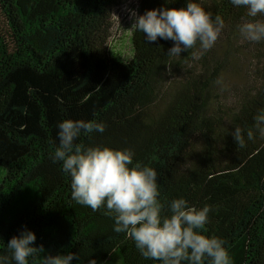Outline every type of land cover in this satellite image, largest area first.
I'll return each instance as SVG.
<instances>
[{"label": "trees", "instance_id": "1", "mask_svg": "<svg viewBox=\"0 0 264 264\" xmlns=\"http://www.w3.org/2000/svg\"><path fill=\"white\" fill-rule=\"evenodd\" d=\"M122 1L0 0V239L27 228L45 252H77L73 264H158L103 210L73 201L49 157L59 121L95 118L104 132L80 142L132 148L156 169L163 198L211 207L207 233L227 242L233 264H264V139L240 148L230 135L264 108V43L239 35L243 9L206 0L225 26L201 59L170 57L171 40L148 44L132 29L121 60L104 45ZM163 3L137 0L136 14Z\"/></svg>", "mask_w": 264, "mask_h": 264}, {"label": "clouds", "instance_id": "2", "mask_svg": "<svg viewBox=\"0 0 264 264\" xmlns=\"http://www.w3.org/2000/svg\"><path fill=\"white\" fill-rule=\"evenodd\" d=\"M206 0H184L182 6L168 7L174 0H164L159 8L132 13L131 28L143 33L146 43L158 38L171 40L170 57L191 55L201 59L219 38L225 21L205 8ZM235 9H243L247 17L237 26L243 40L264 43V0H229ZM103 120L65 118L56 124L55 139H50L49 157L59 163L70 177V196L77 204L93 212L103 210L113 219V231L130 238L140 256L158 264H233L227 242L208 234V204L197 207L183 196L166 200L161 196L155 168L139 160L130 147L113 148L103 144L85 145L83 136L103 133ZM236 146L264 139V108L253 116L251 127L232 128ZM34 231L22 228L5 243L0 264H31L39 256V264H73L77 252H45L34 242ZM43 253V255H40ZM87 264H96L88 258Z\"/></svg>", "mask_w": 264, "mask_h": 264}, {"label": "rangeland", "instance_id": "3", "mask_svg": "<svg viewBox=\"0 0 264 264\" xmlns=\"http://www.w3.org/2000/svg\"><path fill=\"white\" fill-rule=\"evenodd\" d=\"M137 0H123L120 5L115 7L111 15V29L109 37L105 43L106 50L113 56L128 60L132 56L131 45V24L132 13H136ZM0 168V177H1ZM111 264H117L113 259Z\"/></svg>", "mask_w": 264, "mask_h": 264}]
</instances>
